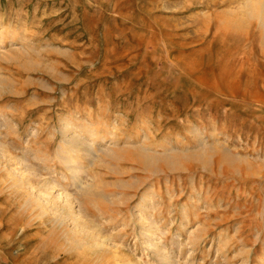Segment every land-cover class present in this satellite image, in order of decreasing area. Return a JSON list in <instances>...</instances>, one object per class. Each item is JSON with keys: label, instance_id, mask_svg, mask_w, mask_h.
Returning a JSON list of instances; mask_svg holds the SVG:
<instances>
[{"label": "rangeland", "instance_id": "rangeland-1", "mask_svg": "<svg viewBox=\"0 0 264 264\" xmlns=\"http://www.w3.org/2000/svg\"><path fill=\"white\" fill-rule=\"evenodd\" d=\"M250 2L0 0V264H162L155 221L172 264H264ZM47 179L74 204L46 202Z\"/></svg>", "mask_w": 264, "mask_h": 264}, {"label": "bare ground", "instance_id": "bare-ground-1", "mask_svg": "<svg viewBox=\"0 0 264 264\" xmlns=\"http://www.w3.org/2000/svg\"><path fill=\"white\" fill-rule=\"evenodd\" d=\"M248 16L247 17H253V18H258V21L259 19L264 23V0H251V2L248 4V10H247V13H246ZM240 19V18H239ZM243 19V18H242ZM264 26V24H263ZM15 37V36H14ZM6 85V84H5ZM4 90V89H3ZM4 116V115H3ZM4 119V118H3ZM71 130V129H70ZM79 143V142H78ZM85 143V142H84ZM83 145V144H82ZM205 149V148H204ZM230 151V150H229ZM91 153V152H90ZM199 155V154H198ZM151 156V155H150ZM201 157V155H200ZM168 160L167 161H170L171 158H167ZM245 159V158H244ZM68 163H70V165L72 166V164H74V160L68 156ZM206 160L207 159V156H206ZM173 162V160H172ZM70 166V167H71ZM241 169V168H240ZM83 180V179H82ZM81 179L77 182V186L80 190H86L87 188L89 189L90 188V184L89 183H86V182H83ZM45 188L44 191H42V194H43V197L46 201L48 202L49 200H51L52 198V193L54 194V196H58L59 199L61 198L60 201L64 202L65 204H68L70 201H72L70 199V196L71 194L67 191V189L63 186H59V184L57 185L56 181L55 180H51V179H47V181L45 182V184L42 186ZM82 192V191H81ZM79 192V193H81ZM153 193H151V191H147L145 193H143L142 195V200L143 202H150L151 204H154V199L153 197L155 198V196L152 195ZM171 195V194H170ZM172 196V195H171ZM198 196V195H197ZM196 196V197H197ZM193 197V196H192ZM194 198V197H193ZM192 199V198H191ZM174 200V199H173ZM189 200V199H188ZM207 200V199H206ZM162 201V200H161ZM213 201V200H212ZM73 202V201H72ZM147 202V203H148ZM195 202V201H194ZM199 203V201H198ZM73 203H69V205H73ZM148 205V204H147ZM68 206V205H67ZM140 205L138 204L137 207H139ZM71 208V206L69 207ZM210 208V207H209ZM71 210V209H70ZM186 207H183V213L186 212ZM81 212L82 210H79L77 209V211L75 212L77 215H73V218L77 219L79 218V214L81 215ZM70 214H73V213H70ZM185 214V213H184ZM198 216V215H197ZM196 216V217H197ZM83 217V216H82ZM186 217V216H185ZM80 219V218H79ZM148 220V219H147ZM150 221V220H149ZM145 222V221H144ZM143 222V223H144ZM142 223V224H143ZM149 223V222H148ZM156 223V224H155ZM155 223L151 222L150 225L148 227H145V231H143L142 229V232L141 234L142 235H146L147 234V237L148 235L150 237H148L149 239H147V241L145 242L146 243V247L148 248V250L152 251L154 254H156L160 260V262L162 264H172L170 261H171V257H170V253L168 252V250L166 251V248L165 246L163 247L162 243L160 242L161 240H157L158 238H153L152 236L154 235V232H156L158 230V222L155 221ZM155 224V226H154ZM147 225V224H146ZM157 225V226H156ZM186 225V224H185ZM185 225H183L185 227ZM83 226V225H82ZM87 226V225H86ZM85 226V227H86ZM187 227V226H186ZM186 227L184 229H186ZM200 227V226H199ZM198 226L195 228V229H186L184 230L186 232V237L188 239V242H189V245L192 244V245H195V243H198L199 240H204L205 238H203L204 234L202 233V228H199ZM201 231V232H200ZM164 232V231H162ZM146 233V234H145ZM167 233V232H165ZM161 234H164V233H161ZM203 234V235H202ZM165 235V234H164ZM107 236V235H106ZM105 237V236H104ZM108 237V236H107ZM105 237L104 239L102 238V244L100 243H96V247L97 246H106L110 249V247L114 250L115 254H118L116 252L119 251L120 249V245L119 243H116L114 241H112V239H110L109 237L107 238ZM142 237V236H141ZM162 238V237H161ZM99 239H100V236H99ZM101 240V239H100ZM206 240V239H205ZM98 242V241H97ZM183 245V240L181 241ZM202 242V241H201ZM186 243H184V246ZM85 245V244H84ZM182 247V246H181ZM104 248V247H103ZM90 249V248H89ZM135 249V248H134ZM209 251V250H208ZM94 252V251H93ZM144 257V256H143ZM177 263V262H176ZM134 264V263H133Z\"/></svg>", "mask_w": 264, "mask_h": 264}]
</instances>
